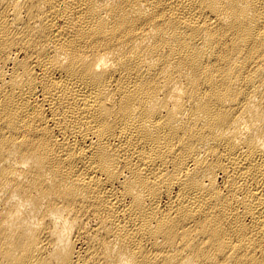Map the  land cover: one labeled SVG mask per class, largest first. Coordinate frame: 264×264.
<instances>
[{"label": "bare ground", "instance_id": "1", "mask_svg": "<svg viewBox=\"0 0 264 264\" xmlns=\"http://www.w3.org/2000/svg\"><path fill=\"white\" fill-rule=\"evenodd\" d=\"M0 264H264V0H0Z\"/></svg>", "mask_w": 264, "mask_h": 264}]
</instances>
